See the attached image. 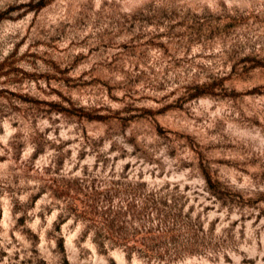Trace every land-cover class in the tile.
I'll return each instance as SVG.
<instances>
[{"label":"rangeland","instance_id":"rangeland-1","mask_svg":"<svg viewBox=\"0 0 264 264\" xmlns=\"http://www.w3.org/2000/svg\"><path fill=\"white\" fill-rule=\"evenodd\" d=\"M0 264H264V0H0Z\"/></svg>","mask_w":264,"mask_h":264}]
</instances>
